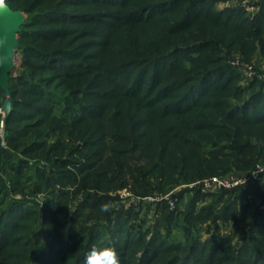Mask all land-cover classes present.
Instances as JSON below:
<instances>
[{
	"label": "trees",
	"instance_id": "16d2710c",
	"mask_svg": "<svg viewBox=\"0 0 264 264\" xmlns=\"http://www.w3.org/2000/svg\"><path fill=\"white\" fill-rule=\"evenodd\" d=\"M4 1L29 14L0 139V256L84 264L108 245L120 264H264L259 183L184 188L183 210L109 194L128 179L145 196L264 163V82L239 84L226 57L264 54V0L255 15L224 0ZM229 219L243 224L239 243L217 226L202 237Z\"/></svg>",
	"mask_w": 264,
	"mask_h": 264
},
{
	"label": "rangeland",
	"instance_id": "374dc122",
	"mask_svg": "<svg viewBox=\"0 0 264 264\" xmlns=\"http://www.w3.org/2000/svg\"><path fill=\"white\" fill-rule=\"evenodd\" d=\"M4 3H5V1H4ZM228 7H239V8L244 9V11L246 12L247 15H255L260 9V0H224V1H220L217 3V8H219V9H224V8H228ZM24 13L26 14V16H28V14H29L28 12H25V11H24ZM226 57L228 58L227 59L228 62H230V64L233 65V67L235 68V70L238 72V74L240 76V79L238 81L239 84L247 85L251 80H254V79H258V80H261L264 82V54H262V52L260 51V49L258 47L255 50H253L249 60H245L243 58V55L239 51L231 52L230 55H227ZM236 61L239 62V64H241V65L247 64V65L251 66L254 75H252V76L247 75L245 70H243L242 66L237 65L235 63ZM21 64H22L21 52L19 50L18 51L16 50V68L12 72L13 77H16L19 75V72L22 70ZM1 96H2V94L0 93V100L2 98ZM2 128L3 127L1 126V123H0V129H2ZM0 139H1V143H2V138H0ZM51 140H52V137H51ZM3 141H4V129H3ZM64 141L68 145L70 140H69V138H65ZM2 144L4 145V143H2ZM257 164L263 165L264 163L256 162L255 166ZM255 166H252L251 168H248V169H238L236 167H232L228 172L227 171L226 172H219L220 174L217 173L216 175H210V176H206L204 178H208L211 176H227V175H231L234 173L241 175V174H245V173L250 172L251 170L254 169ZM7 178H6V181L9 184V180ZM204 178H200V179H197V180L189 182V183L197 182V181L202 180ZM189 183L174 182L171 185H165V187H164L165 191L154 190L153 193L150 195L136 196L131 191L132 190L131 189V182L128 179L126 181L125 187L111 191V192H109V194L117 197V199L118 198L121 199L120 201L118 199L119 205H121V204L128 205L130 203H133V204H139L140 206H142V205L144 206V205L148 204V202L145 201L146 200L145 198H148L149 196L165 195V194L171 193L172 190H174L176 188H180L182 185L189 184ZM24 185H25L26 191L28 189H30L31 188V180L27 181ZM259 185L262 187V189H264V180H263V182L259 183ZM125 192H129L130 194L126 195ZM16 195L18 197L19 196L21 197L22 194L17 193ZM30 198H32L31 199L32 201H38L40 203V201L42 199V194H38L37 196L30 197ZM185 199H187V195H185L179 201V204H178L179 210H180V207L182 208L181 210H183V208L185 207L184 206L186 203ZM251 199H252L254 204H259L261 201L260 198H258L256 196H251ZM147 220H148L147 224H149V225L153 224V222L155 220L153 210H150L148 212ZM217 222H218L217 225L214 224V225H211L210 228H208L209 231H207L205 229L206 223H204L202 226L203 227V230L201 233L202 237L210 236L212 234V232L218 227L219 236L224 237V236L228 235L230 237V241L233 244V246L241 241V238L244 234L242 222H236L233 219H229L226 221L218 220ZM18 247L19 246H16V247H13L12 249L18 248ZM4 253H6V252H4ZM17 258H18V256H16V258H6V257L0 256V264H19V261ZM54 260H55L54 264H56V263L60 264V261H58L57 259H54Z\"/></svg>",
	"mask_w": 264,
	"mask_h": 264
},
{
	"label": "water",
	"instance_id": "95a60500",
	"mask_svg": "<svg viewBox=\"0 0 264 264\" xmlns=\"http://www.w3.org/2000/svg\"><path fill=\"white\" fill-rule=\"evenodd\" d=\"M25 18L23 10L12 9L6 3L0 6V88L3 91L0 112L3 124L12 109L10 74L16 68L18 33L25 23Z\"/></svg>",
	"mask_w": 264,
	"mask_h": 264
},
{
	"label": "built area",
	"instance_id": "2783aa9c",
	"mask_svg": "<svg viewBox=\"0 0 264 264\" xmlns=\"http://www.w3.org/2000/svg\"><path fill=\"white\" fill-rule=\"evenodd\" d=\"M235 61V60H234ZM237 65L242 66L243 70H245L246 74L249 76L254 75L252 67L244 64L241 65L239 62H235ZM3 122L1 121V126L3 127ZM0 138H2L3 141V128L0 129ZM256 174V175H253ZM244 178L246 180V183H261L264 180V164H257L253 170H251L248 173L241 174V175H227V176H211L208 178H204L202 180H199L197 182L184 184L180 188H176L172 190L171 193L165 194V195H157V196H149L148 198H145L148 203H154L159 201H165L169 207V209L174 210L178 208V204L180 199V191L184 188H190L193 189L196 186H199L201 192L203 193H211V192H217L222 189H232L235 187H238L240 185L246 184L244 183ZM126 195H129V192H125ZM186 195V193L183 194V197Z\"/></svg>",
	"mask_w": 264,
	"mask_h": 264
},
{
	"label": "clouds",
	"instance_id": "9594fccd",
	"mask_svg": "<svg viewBox=\"0 0 264 264\" xmlns=\"http://www.w3.org/2000/svg\"><path fill=\"white\" fill-rule=\"evenodd\" d=\"M244 183H246L245 178ZM110 208V204L105 203L101 205V210L103 212L110 211ZM84 264H120V259L115 247L113 246H93L86 254Z\"/></svg>",
	"mask_w": 264,
	"mask_h": 264
},
{
	"label": "bare ground",
	"instance_id": "6f19581e",
	"mask_svg": "<svg viewBox=\"0 0 264 264\" xmlns=\"http://www.w3.org/2000/svg\"><path fill=\"white\" fill-rule=\"evenodd\" d=\"M4 3V0H0V6Z\"/></svg>",
	"mask_w": 264,
	"mask_h": 264
},
{
	"label": "crops",
	"instance_id": "0c3cea01",
	"mask_svg": "<svg viewBox=\"0 0 264 264\" xmlns=\"http://www.w3.org/2000/svg\"><path fill=\"white\" fill-rule=\"evenodd\" d=\"M234 175H237V174L234 173Z\"/></svg>",
	"mask_w": 264,
	"mask_h": 264
}]
</instances>
